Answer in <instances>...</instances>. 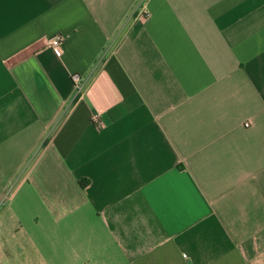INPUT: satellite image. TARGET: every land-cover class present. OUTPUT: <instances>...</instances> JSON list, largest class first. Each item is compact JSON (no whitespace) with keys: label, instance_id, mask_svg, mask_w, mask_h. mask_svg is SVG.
Returning <instances> with one entry per match:
<instances>
[{"label":"crops","instance_id":"1","mask_svg":"<svg viewBox=\"0 0 264 264\" xmlns=\"http://www.w3.org/2000/svg\"><path fill=\"white\" fill-rule=\"evenodd\" d=\"M0 264H264V0H0Z\"/></svg>","mask_w":264,"mask_h":264},{"label":"built area","instance_id":"2","mask_svg":"<svg viewBox=\"0 0 264 264\" xmlns=\"http://www.w3.org/2000/svg\"><path fill=\"white\" fill-rule=\"evenodd\" d=\"M62 41H63V37L60 35H57L49 40V45L52 47V49L54 50L57 56L62 55V48H61ZM71 79L76 91L81 92L84 86L82 82V78L78 74H74L71 76Z\"/></svg>","mask_w":264,"mask_h":264}]
</instances>
